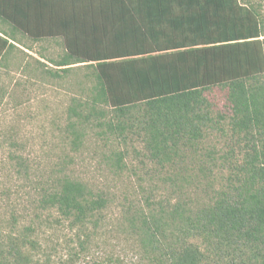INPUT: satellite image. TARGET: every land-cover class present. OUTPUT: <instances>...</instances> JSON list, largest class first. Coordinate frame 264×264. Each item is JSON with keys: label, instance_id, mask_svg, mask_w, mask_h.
I'll return each mask as SVG.
<instances>
[{"label": "trees", "instance_id": "trees-1", "mask_svg": "<svg viewBox=\"0 0 264 264\" xmlns=\"http://www.w3.org/2000/svg\"><path fill=\"white\" fill-rule=\"evenodd\" d=\"M262 6L0 0V64L18 45L30 49L26 39L61 44L58 57L42 47L32 58L53 63L56 70L46 72L55 78L86 68L69 81L68 141L77 147L92 136L108 146L105 160L117 173L141 175V168L150 180L113 222L135 238L149 260L143 264H264ZM216 131L221 147L207 142ZM18 166L27 173L22 156ZM201 177L198 190L188 188ZM32 188V222L21 224L15 210L9 232L0 224V264H54L58 248L42 244L43 222L76 228L79 250L67 243L62 264L90 252L113 192L69 172L32 181ZM105 262L123 263L114 254L93 257V264Z\"/></svg>", "mask_w": 264, "mask_h": 264}, {"label": "rangeland", "instance_id": "rangeland-1", "mask_svg": "<svg viewBox=\"0 0 264 264\" xmlns=\"http://www.w3.org/2000/svg\"><path fill=\"white\" fill-rule=\"evenodd\" d=\"M259 1L264 10V0ZM25 42L30 49L20 44L18 46L21 49H14L7 61L0 64V224L6 226L4 234L9 232L7 226L15 210L20 215L21 224L32 222V181L69 172L73 177L86 180L98 188L106 187L113 192V198L107 210L109 213L102 221L100 234L97 235V244L92 245L90 252L68 259L66 264H93L94 256L107 258V255L113 254L122 259V264L149 263L141 254L135 238L121 230L117 231L113 222L122 204L138 198L140 190L146 192L150 180L144 179V170L141 168L137 172L141 175H135L131 168H127L124 173H117L105 160L109 154L108 146L92 136H88L77 147L68 141L64 129L72 95L69 81L81 79L86 68L74 64L77 69L68 77L55 78L46 70H56L57 67L44 58L45 65H41L32 55L39 57L35 51H44L42 47H45V53L58 57L63 53V46L55 40L33 44L32 40L26 39ZM221 134L216 131V136L207 142L223 146L224 137ZM20 156L28 164L27 173L18 166ZM127 162L131 164L133 161L127 159ZM200 179L203 178L190 179L188 188L198 190L196 184L201 183ZM33 192L36 194L35 190ZM41 227L47 231L44 235L40 234L42 244L48 248L53 245L58 248V253L53 255L54 264H62L64 259L67 260V243L73 251L79 250L76 228L70 229L68 225L54 227V223L45 226L44 222Z\"/></svg>", "mask_w": 264, "mask_h": 264}]
</instances>
